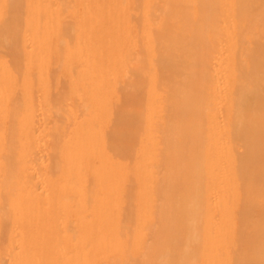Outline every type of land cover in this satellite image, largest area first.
<instances>
[{"label":"bare ground","instance_id":"obj_1","mask_svg":"<svg viewBox=\"0 0 264 264\" xmlns=\"http://www.w3.org/2000/svg\"><path fill=\"white\" fill-rule=\"evenodd\" d=\"M0 264H264V0H0Z\"/></svg>","mask_w":264,"mask_h":264}]
</instances>
